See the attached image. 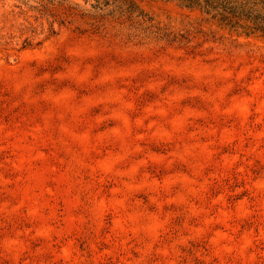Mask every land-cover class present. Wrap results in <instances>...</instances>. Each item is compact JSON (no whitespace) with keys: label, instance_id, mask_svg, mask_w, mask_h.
Here are the masks:
<instances>
[{"label":"rangeland","instance_id":"obj_1","mask_svg":"<svg viewBox=\"0 0 264 264\" xmlns=\"http://www.w3.org/2000/svg\"><path fill=\"white\" fill-rule=\"evenodd\" d=\"M213 5L0 0V264H264V0Z\"/></svg>","mask_w":264,"mask_h":264},{"label":"trees","instance_id":"obj_2","mask_svg":"<svg viewBox=\"0 0 264 264\" xmlns=\"http://www.w3.org/2000/svg\"><path fill=\"white\" fill-rule=\"evenodd\" d=\"M191 5H200L202 2L206 5V6H208V7H210L211 6V8H215L216 6H214L213 5V1L214 0H187ZM232 11H234L235 10V16H233L231 19H233V18H241L242 16H246V17H248V18H251V17H253V16H255L254 15V13H255V9H253V8H251V7H241V8H238V7H233V9H231ZM255 19H256V21H258V22H256V24H258L259 25V28H261V30H263L264 31V15H262V14H256V16H255Z\"/></svg>","mask_w":264,"mask_h":264}]
</instances>
